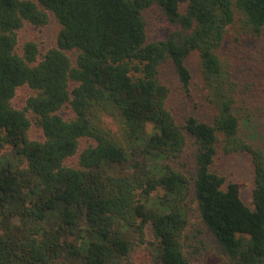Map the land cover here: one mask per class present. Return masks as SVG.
<instances>
[{"label":"trees","instance_id":"16d2710c","mask_svg":"<svg viewBox=\"0 0 264 264\" xmlns=\"http://www.w3.org/2000/svg\"><path fill=\"white\" fill-rule=\"evenodd\" d=\"M194 53L208 109L180 114L162 68L190 96ZM219 152L251 158L249 203ZM210 238L264 264V0H0V264H196Z\"/></svg>","mask_w":264,"mask_h":264},{"label":"rangeland","instance_id":"374dc122","mask_svg":"<svg viewBox=\"0 0 264 264\" xmlns=\"http://www.w3.org/2000/svg\"><path fill=\"white\" fill-rule=\"evenodd\" d=\"M49 22L42 26H37L29 22L25 24L18 31V45L17 51L23 53V46L28 41H34L40 50V53H45L49 48L55 45L56 36L58 34V22L54 15L49 13ZM233 29L228 33L225 48L228 47L229 41L231 39ZM152 34V32H151ZM224 48V49H225ZM189 65L193 71L194 78L191 83V93L190 96L186 95L180 83L173 76L172 73L168 72V68L165 65L162 69L163 75L167 83L171 86V104L178 113L188 112L192 109H198L206 111L208 109V104L206 102L203 83L199 75V59L198 55L194 53L189 58ZM33 92L27 86H22L17 90L16 96L13 102L16 106H23L25 100ZM68 111L64 110L63 114L67 115ZM30 137L34 139H42V132L36 128L34 125L30 129ZM213 169L221 174L225 175L228 181H238L242 184V196L243 199L249 203L251 198V191L253 189V177L254 169L251 162V158L246 153H233V154H223L219 152L216 156ZM196 264H232L228 261L221 253L219 247L215 241L210 238L207 241V246L203 251V254L196 261Z\"/></svg>","mask_w":264,"mask_h":264}]
</instances>
